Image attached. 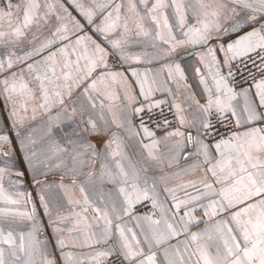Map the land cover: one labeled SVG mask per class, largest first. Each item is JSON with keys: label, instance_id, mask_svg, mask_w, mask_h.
<instances>
[{"label": "snow or ice", "instance_id": "6c2138e0", "mask_svg": "<svg viewBox=\"0 0 264 264\" xmlns=\"http://www.w3.org/2000/svg\"><path fill=\"white\" fill-rule=\"evenodd\" d=\"M0 264H264V0H0Z\"/></svg>", "mask_w": 264, "mask_h": 264}, {"label": "crops", "instance_id": "0c3cea01", "mask_svg": "<svg viewBox=\"0 0 264 264\" xmlns=\"http://www.w3.org/2000/svg\"><path fill=\"white\" fill-rule=\"evenodd\" d=\"M184 61H185V64H192V63H194L193 59L190 56H186L184 58ZM190 79H191V76H190ZM193 83H194V81H193Z\"/></svg>", "mask_w": 264, "mask_h": 264}]
</instances>
